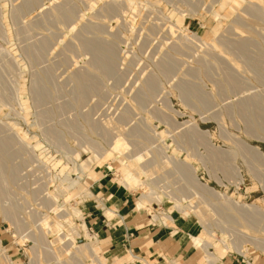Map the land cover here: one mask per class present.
Returning a JSON list of instances; mask_svg holds the SVG:
<instances>
[{"label":"rangeland","instance_id":"rangeland-1","mask_svg":"<svg viewBox=\"0 0 264 264\" xmlns=\"http://www.w3.org/2000/svg\"><path fill=\"white\" fill-rule=\"evenodd\" d=\"M224 1L0 0V264H74L86 232L99 252L86 214L107 174L136 210L160 198L143 219L191 221L216 264H264V0Z\"/></svg>","mask_w":264,"mask_h":264},{"label":"crops","instance_id":"crops-1","mask_svg":"<svg viewBox=\"0 0 264 264\" xmlns=\"http://www.w3.org/2000/svg\"><path fill=\"white\" fill-rule=\"evenodd\" d=\"M96 197L87 211V223L99 239V252L112 264H188L195 256L189 244L191 221L173 218L170 224L143 219L134 201L109 175L96 185ZM229 260L226 264H240ZM194 264V263H192Z\"/></svg>","mask_w":264,"mask_h":264},{"label":"bare ground","instance_id":"bare-ground-1","mask_svg":"<svg viewBox=\"0 0 264 264\" xmlns=\"http://www.w3.org/2000/svg\"><path fill=\"white\" fill-rule=\"evenodd\" d=\"M118 1V0H117ZM242 1V0H241ZM240 0H225L223 3H222V8H225L226 6H229V5H232L233 7L235 6V7H239V5H240V3H242ZM53 2V1H52ZM56 5V4H55ZM54 5V6H55ZM95 5V4H94ZM93 5V6H94ZM51 6H53V5H51ZM49 7V6H48ZM108 8V7H107ZM110 10H113V9H111V8H109ZM108 9V10H109ZM235 9V8H234ZM221 10V9H220ZM61 12V11H60ZM231 12V11H230ZM64 14H66V13H64ZM229 14V13H228ZM191 38V37H190ZM194 38V37H193ZM197 38V37H196ZM195 39V38H194ZM198 39V38H197ZM197 39H195L197 42L196 43H199V42H201V40L198 42V40ZM191 42H192V40H191ZM194 43V42H193ZM202 43V42H201ZM97 49V48H96ZM110 53L112 54V52L110 51ZM113 55V54H112ZM107 57V56H106ZM100 59V58H99ZM103 59V58H102ZM101 61V60H100ZM99 63V62H98ZM84 79H86L85 77H83ZM79 81V80H78ZM85 81H88V80H85ZM81 83V82H80ZM83 83H85V82H83ZM81 85V84H80ZM3 148V147H2ZM3 150V149H2ZM3 154V153H2ZM3 156H4V154H3ZM127 158H129V157H127ZM140 160H141V157H137L136 158V160H134L136 163H137V165L140 167L141 165H139V162H140ZM90 161H92V160H90ZM85 167H89L88 165V162H86L85 164ZM120 167L117 169V171H119V173L121 174V182H122V184H123V187L125 188V189H128V190H136V189H138L139 187H142L144 184H145V182L142 180V178H141V174H146V172L145 171H143V169H141V171H142V173L138 170V168L137 167H135V169H134V167L132 168L131 167V165L130 164H127L126 162H125V160H124V158H121L120 159ZM146 165V164H145ZM149 165V164H148ZM147 165V166H148ZM142 166H144V164L142 165ZM147 166H144L145 167V169H149V168H146ZM141 168V167H140ZM113 169V168H112ZM144 169V170H145ZM187 169H189V168H187ZM185 170V169H184ZM182 171V170H181ZM186 172V171H185ZM181 173V172H180ZM184 174H186V173H184ZM183 174V175H184ZM187 175V174H186ZM185 175V176H186ZM187 180V179H186ZM76 185H78V182L76 183ZM79 187H81L82 189H83V186L80 184L79 185ZM151 189V188H150ZM88 190V189H87ZM84 192V191H83ZM82 192V193H83ZM150 192H152V190L150 191ZM82 193H81V195H82ZM85 196L87 195V196H92V193H83ZM155 192H153L152 194L150 193V195H148V194H144V193H142L141 194V196L139 197V200H140V202L138 203V205H137V208H138V210L139 211H142L143 209H144V207L145 206H147L148 204H151L152 202H154V201H161L160 200V198L155 194ZM80 195V194H79ZM154 196H156V197H154ZM168 196V195H167ZM80 197V196H79ZM82 197V196H81ZM174 198V196L172 197V199ZM175 200V203H176V206H175V208L178 210V211H180L184 216H187V215H189L190 213H192L191 212V210H190V208H188V207H183L182 206V203L180 202V200H177V199H174ZM79 201H81V199H79ZM197 205V204H196ZM187 206V205H186ZM189 206V205H188ZM198 207V206H197ZM147 208V207H146ZM150 211V210H149ZM8 212V211H7ZM6 212V213H7ZM11 213V212H10ZM74 213L78 216V215H80V211L78 210V209H75L74 210ZM65 214V213H64ZM7 215V214H6ZM8 216V215H7ZM65 216V215H64ZM63 215H62V217H64ZM59 217V216H58ZM61 217V218H62ZM154 217V220H156V221H158V220H160L159 219V216H157V215H154L153 216ZM161 217V216H160ZM161 219L162 220H164V221H173V218L171 217V216H169V215H164V216H162L161 217ZM205 222V221H204ZM46 224H48L47 222H46ZM204 224V223H203ZM47 226V225H46ZM48 226H50V225H48ZM209 226V225H208ZM57 227H59L58 225H57ZM83 230L86 232V230H87V227H86V225L85 224H83ZM71 229V228H70ZM206 229V228H205ZM74 230V229H73ZM72 230V231H73ZM76 230V229H75ZM207 230V229H206ZM206 230H205V232H206ZM41 231H42V229H41ZM80 231V230H79ZM79 231L77 232V231H74V234H75V232H77V234H76V237H79L80 236V233H79ZM49 232V231H48ZM208 232H210L209 233V235L211 234V235H213L211 232L212 231H209L208 230ZM42 234V233H41ZM44 235L42 234V237H43ZM60 237H62V236H60ZM58 238V236H57V238H56V242H58V241H62V239L61 238ZM43 238H46L45 236L43 237ZM82 238V237H81ZM85 238L88 240V241H83V242H81L80 241V243L81 244H79V242L77 241V239L75 238V237H72V244L71 243H69L70 245H68V247H67V249H64L63 247H62V249H64V251L65 250H69V248H72L73 246L76 248L75 249V253L73 252V254H75L76 256H72L73 254H71V257H73V259L75 258L76 259V257H78V259L80 260V261H76L75 260V262L78 264V262L80 263L81 262V259H83L85 256H88V254L90 255L89 257H91L92 258V260H93V263H95V264H103L102 262H101V260H100V258H99V255H98V250H95V247H96V241L94 242V241H92V237H90V235L86 232L85 233ZM191 238H192V241H193V243H194V245L198 248V249H200V250H202V251H204L205 252V254H206V264H216L217 262H218V259L219 258H217L215 255H214V253L211 251V244L212 243H210L209 244V242L207 241V240H209V239H207V240H205L204 241V239H203V237L200 235V236H191ZM213 238V237H212ZM34 239V238H33ZM42 238H40V240H41ZM46 239H44V241H45ZM71 240V239H70ZM256 240V239H255ZM258 240V239H257ZM37 241V240H36ZM35 241V242H36ZM211 241V240H210ZM250 241V240H249ZM55 242V243H56ZM68 242H70V241H68ZM208 242V243H207ZM212 242V241H211ZM222 242H224L223 240H222ZM251 242V241H250ZM66 243V242H65ZM237 243V242H236ZM255 243H258V242H255ZM260 243V242H259ZM50 244V243H49ZM98 244V243H97ZM261 244V243H260ZM64 247H65V245H63ZM257 246H258V244H257ZM213 247V246H212ZM35 248V247H34ZM61 248V247H60ZM59 248V249H60ZM66 248V247H65ZM235 248H236V246H235ZM246 248V247H245ZM262 248V247H261ZM32 249V248H31ZM37 249V248H36ZM239 249V248H238ZM237 249V250H238ZM245 250H247V248L245 249ZM63 250L61 251V252H64ZM60 252V251H59ZM69 252V251H68ZM68 252H66V254L68 253ZM88 252V253H87ZM242 253H245V251H241ZM86 253H87V255H86ZM241 253V254H242ZM246 254V253H245ZM60 256H62L61 255V253H60ZM63 257V256H62ZM71 257H69V259L71 258ZM143 261V263L144 264H148V263H145V261L144 260H142ZM74 262V261H73ZM75 262H74V264H75ZM250 264V263H249Z\"/></svg>","mask_w":264,"mask_h":264}]
</instances>
